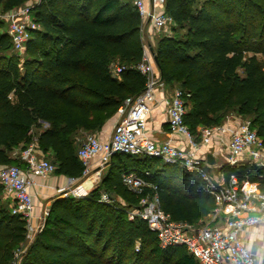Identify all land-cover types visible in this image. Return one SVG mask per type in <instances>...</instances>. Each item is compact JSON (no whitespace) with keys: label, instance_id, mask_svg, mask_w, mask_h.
I'll use <instances>...</instances> for the list:
<instances>
[{"label":"trees","instance_id":"16d2710c","mask_svg":"<svg viewBox=\"0 0 264 264\" xmlns=\"http://www.w3.org/2000/svg\"><path fill=\"white\" fill-rule=\"evenodd\" d=\"M30 1L0 0V9ZM164 1L174 23L153 50L164 82L184 90L190 130L221 124L235 111L251 119L264 142V0ZM32 11L41 27L23 60L0 19V165L27 168L14 150L37 137L55 173L78 178V133L100 131L128 96L146 87L135 66L145 48L143 19L132 0H37ZM115 63L126 66L119 75ZM247 163L224 164L226 177L237 173L264 191V166ZM107 168L88 194L53 198L19 264H201L185 245L162 247L147 221L128 216V208L157 191L174 220L206 219L216 200L200 178L181 164L122 152ZM128 171L157 188L132 192L123 181ZM104 191L126 205L103 200ZM2 193L0 186V264H16V252L28 242L27 221L12 213Z\"/></svg>","mask_w":264,"mask_h":264},{"label":"built area","instance_id":"2783aa9c","mask_svg":"<svg viewBox=\"0 0 264 264\" xmlns=\"http://www.w3.org/2000/svg\"><path fill=\"white\" fill-rule=\"evenodd\" d=\"M35 1L6 11L0 10V19L8 23V33L19 55L26 52L33 30L41 27L32 11ZM132 1L142 19L150 20L155 33H171L174 19L170 14L158 12L155 4L149 7L147 0ZM135 66L146 77V87L140 93L128 96L119 106L109 138L104 139L96 132L86 135L77 152L83 164V173L81 177H73V181L81 179L83 182L77 183L72 191L78 196L88 194L91 190H84L83 184L95 173V159L100 166H104L117 152L154 156L166 163L181 164L198 176L206 190L214 196L216 207L208 216L210 220L200 227L174 220L163 209L157 191L142 196L138 205L128 208L129 218L139 217L147 221L158 233L162 247L185 245L201 264H264V260L259 259L251 248L253 236L262 231L260 229L264 224V191L257 182L241 178L237 173L230 174L225 182H216L208 169V154L211 152L201 151L203 147L214 146L213 154L224 155L228 164L252 162L264 166V142L251 126V119L240 116L234 120L233 115H227L223 123L200 126L198 133H193L185 121L188 107L184 90L180 87L172 92L165 90V82L159 81L160 72L149 46L145 45L142 60ZM125 67L115 63L113 73L119 75ZM159 88L163 94L157 101ZM155 101L165 107L170 130L184 138V145L173 139H155L149 133L148 119ZM20 157L27 162L28 168L0 165V186L3 199L12 213L26 219L28 239L31 240L43 228L46 218L45 215L41 218L35 230L34 176L48 178L55 173L56 165L40 150L37 137L22 149ZM123 181L135 193H142L147 185L157 188L136 171L124 172ZM66 189L63 186L57 190L66 194ZM102 199L116 202L107 191L102 193ZM120 202V205H126L123 198ZM25 250L26 245L16 252V264L20 263Z\"/></svg>","mask_w":264,"mask_h":264},{"label":"crops","instance_id":"0c3cea01","mask_svg":"<svg viewBox=\"0 0 264 264\" xmlns=\"http://www.w3.org/2000/svg\"><path fill=\"white\" fill-rule=\"evenodd\" d=\"M152 1H153V5L155 4L156 10L158 12L161 13L165 11V1L164 0H152ZM147 3L149 7H152L151 0H147ZM142 37H143L145 45L149 46L151 49L155 47L159 34L154 32L152 23L150 22L149 19H143ZM173 86L174 85L165 83L164 88L167 92H172L175 89L173 88ZM162 94L163 93L159 88V90L157 91V101L161 100ZM157 101L153 102L152 109L149 115V119H148L149 133L155 139H158L161 141L173 139L176 142L180 143L181 145L182 144L184 145L185 144L184 138L178 134L171 132L170 126L167 120V113H166L165 107L162 104L158 103ZM117 117H118V114L111 117L106 122L105 126L100 131H96V133H98L104 139L109 138L113 132L114 124L117 120ZM239 117L240 115L238 114L233 115L234 120H237ZM46 125L47 124H45V126ZM41 129L42 128H38V129L35 128L36 131H40ZM81 131L85 134L88 133V131H85V130H81ZM206 150L207 151L209 150V152L213 153L212 151H214V146L203 147L201 151H206ZM21 151H22V147H17L15 148L14 153L15 155H20ZM226 163H227V160L224 155H216L215 163L213 164L210 163L208 166V169L213 175L214 180L218 183L220 182L222 183L227 180V177L223 170V166ZM105 168H107V165L100 166L98 163V159H95L94 161L95 173H93V175L87 181H85V183L83 184V188H87L90 191L94 189L95 187H97L99 185L98 173L101 174ZM34 180H35V183L32 187V192L34 193L36 206H35V216L33 219V225L36 230L38 225H40L41 223V218L44 217V215L49 210L53 198L57 195L64 194V193L58 192L57 189L59 187L66 186L67 187L66 194L73 193L72 188L74 187V185L78 183V181L77 180L73 181V177H70L64 174H56V173L52 174L48 178H43L39 175H35ZM37 233H35V236ZM34 238L31 239L30 242H32Z\"/></svg>","mask_w":264,"mask_h":264},{"label":"rangeland","instance_id":"374dc122","mask_svg":"<svg viewBox=\"0 0 264 264\" xmlns=\"http://www.w3.org/2000/svg\"><path fill=\"white\" fill-rule=\"evenodd\" d=\"M32 1H35V0H32ZM0 10H1V9H0ZM1 11H3V10H1ZM4 21H5V20H4ZM5 28H6V29L8 28V23H7L6 21H5ZM26 56H27V54H26V52H25V53H23V54L21 55V59L23 60ZM260 57H261V55H260ZM179 87H180L179 85H174V86H173V88H179ZM235 114H236L235 111H231L230 113H228V115H235ZM88 133H90V132H88ZM88 133H87V134H88ZM87 134L83 133L82 131H80V132L78 133V140H79V142H80V145H81L82 141L84 140V138L86 137ZM48 158H49L51 161H53L51 157L48 156ZM247 164H248V166H249L251 163L248 162ZM107 169H108V168H105V169L103 170V172L100 174V177H99V184L101 183L102 176L106 173ZM80 181H82V180L80 179V180L78 181V183H79ZM82 182H83V181H82ZM74 186H76V185H74ZM83 189H84V190H87V188H83ZM63 195H75V194H74V192H73V193H70V194H63ZM114 197H115V199H116L115 204H120V203H122V202H120V201H121V197H120L119 195L114 194ZM46 215H47V213L45 214V216H46ZM209 220H210V218L207 217L206 219H203V220L199 221L198 223L194 224V226H195V227H200V226H202L203 224L207 223ZM260 230H262V231H260L259 234H255V235L253 236V238H252V241L256 242L257 245L260 246V247H259L260 251H262V252L264 253V224L261 226V229H260ZM30 241H31V240L28 239V242H27L25 245H28V244L30 243ZM25 245H24V246H25ZM263 253H261L262 256H260V257L257 256V257H258L259 259L264 260V256H263L264 254H263Z\"/></svg>","mask_w":264,"mask_h":264},{"label":"water","instance_id":"95a60500","mask_svg":"<svg viewBox=\"0 0 264 264\" xmlns=\"http://www.w3.org/2000/svg\"><path fill=\"white\" fill-rule=\"evenodd\" d=\"M151 6H153V1L152 0H151ZM152 52H153L154 60H155L156 65H157V67L159 69V72H160V80L159 81L160 82H164L165 81V76H164V73H163V70H162V66H161V64L159 62V59H158L156 53L154 52L153 48H152ZM208 161L211 164L215 163V156L213 155V153H209L208 154Z\"/></svg>","mask_w":264,"mask_h":264},{"label":"flooded vegetation","instance_id":"af4514ba","mask_svg":"<svg viewBox=\"0 0 264 264\" xmlns=\"http://www.w3.org/2000/svg\"><path fill=\"white\" fill-rule=\"evenodd\" d=\"M259 247L260 246H258L257 245V243L256 242H252L251 243V248H252V250L254 251V253L257 255V256H262V254L261 253H263L262 251H260V249H259ZM264 254V253H263ZM264 256V255H263Z\"/></svg>","mask_w":264,"mask_h":264}]
</instances>
